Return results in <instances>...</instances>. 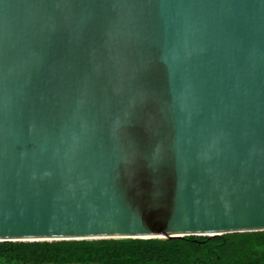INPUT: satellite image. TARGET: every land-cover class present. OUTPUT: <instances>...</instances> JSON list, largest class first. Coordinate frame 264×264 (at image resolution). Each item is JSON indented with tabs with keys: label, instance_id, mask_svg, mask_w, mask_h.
Masks as SVG:
<instances>
[{
	"label": "water",
	"instance_id": "water-1",
	"mask_svg": "<svg viewBox=\"0 0 264 264\" xmlns=\"http://www.w3.org/2000/svg\"><path fill=\"white\" fill-rule=\"evenodd\" d=\"M264 230V0H0V241Z\"/></svg>",
	"mask_w": 264,
	"mask_h": 264
},
{
	"label": "trees",
	"instance_id": "trees-1",
	"mask_svg": "<svg viewBox=\"0 0 264 264\" xmlns=\"http://www.w3.org/2000/svg\"><path fill=\"white\" fill-rule=\"evenodd\" d=\"M0 264H264V230L169 239L0 241Z\"/></svg>",
	"mask_w": 264,
	"mask_h": 264
}]
</instances>
